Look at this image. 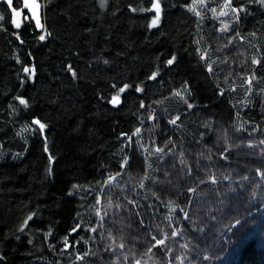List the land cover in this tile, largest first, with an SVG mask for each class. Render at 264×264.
I'll list each match as a JSON object with an SVG mask.
<instances>
[{"label": "trees", "instance_id": "1", "mask_svg": "<svg viewBox=\"0 0 264 264\" xmlns=\"http://www.w3.org/2000/svg\"><path fill=\"white\" fill-rule=\"evenodd\" d=\"M42 1L44 29H38L32 19H23L31 16L21 9L22 0L12 4L21 9L20 28L12 23L13 9L0 0V264H135L136 259L264 264V175L257 174L264 172V145L259 144L264 140V94L259 92L264 88V6L233 0L246 11L230 23V10L219 18L209 10L219 11L224 0L197 5L201 17L186 7L192 0H162L160 25L149 28L155 13L139 9L150 8L151 0H108L103 8L99 0ZM221 21L230 23L227 32L219 31ZM45 32L51 35L41 41ZM197 47L208 49L213 73ZM173 55L176 61L168 65ZM253 56L262 57L260 65L251 64ZM23 67L35 68L31 79ZM157 70V78L148 79ZM253 71L260 80L245 96L242 75ZM185 82L192 109L173 95ZM125 84L130 87L113 106L109 101ZM175 116L179 127L168 123ZM35 119L47 125L43 134L32 124ZM137 128L142 131L133 136ZM170 137L176 145L171 153V144L165 145ZM141 143L165 149L148 158V178ZM229 144L233 147L222 159ZM181 151L190 175L180 163ZM125 156L128 164L121 169ZM118 172L112 184L101 187ZM213 174L215 184L206 178ZM190 187L196 191L189 193ZM97 193L103 197L100 207L108 211L110 199L113 208L104 227L92 232L99 223ZM76 224L82 226L73 233ZM172 228L180 235L171 237ZM109 231L117 243L124 237V249H108ZM163 233L169 235L166 245L144 255L151 236ZM84 253L83 260L76 259Z\"/></svg>", "mask_w": 264, "mask_h": 264}, {"label": "snow or ice", "instance_id": "2", "mask_svg": "<svg viewBox=\"0 0 264 264\" xmlns=\"http://www.w3.org/2000/svg\"><path fill=\"white\" fill-rule=\"evenodd\" d=\"M7 2L9 4V6L11 7L12 4H13V0H7ZM247 2L248 3L255 2L257 4H260V5L264 6V0H247ZM107 3H108V0H99V4H100L101 8L105 7L107 5ZM206 4H207V0H192V3L190 5H186V7H188L189 10L192 11L197 17H201V11L198 10L197 5H199V8H205ZM24 8L29 10V12L31 13V17L24 16L23 19L24 20L33 19L35 21L36 28L44 29V25L41 23V19H40V16H39V9L41 8V5L38 2V0H24ZM130 10L132 12H136L137 11L136 8H131V6H130ZM139 10L143 11V12H149V13L154 12L155 13L153 15L152 19H151V22L148 25L149 28H155V27H158L160 25V22H161V19H162V15H163L162 0H151V7L150 8H141ZM209 10L214 14L215 18H219V17H223V16H229V10H230V12L232 14H234V15L231 16V20H230V23H231V22H238L239 19H240V13L245 12L246 8L244 7L243 3H241V5L239 7H234L233 6V0H224L223 5L219 6V11L216 8H212V9H209ZM13 16L15 18L12 20V23L15 25L16 28H20L21 27V21L18 18L21 16V13L16 11L15 9H13ZM198 23H199V21H198ZM230 23H225V22L221 21V28L219 29V31L227 32L229 30ZM47 35H51V33L45 32V34H41L39 36V39L41 41H44L46 39ZM251 35L255 36L256 33L253 32V33H251ZM236 37H238L241 40L245 39V37L241 36L239 32L236 33ZM196 43H197V45H199L200 44V40H197ZM228 43L229 44L233 43V40L230 39L228 41ZM223 47H227V45H224ZM196 52L199 54L200 60L205 63L207 71L210 74L213 73L214 72L213 64L215 62L211 60L208 49L207 48L197 47ZM261 59H262V57L253 56L251 58V64L252 65H260L261 64ZM175 61H176V56L173 55V57L167 61V64L168 65H173ZM225 62H227V57H225ZM23 71L26 74L31 73L28 76L29 79H31L32 76L35 74V68L34 67L31 68V69L29 67H23ZM68 71L72 73L74 78L76 77V73L72 69L71 65L68 66ZM158 75H159L158 70L154 71L152 73V75L150 77H148V79L154 80V79L157 78ZM230 75H231V73L229 74V76ZM228 80H229V77L225 76V83H228ZM258 80H260V78H258L256 76L254 71L251 72L250 74L242 75V83L239 85V87L244 88L245 86H247L246 92H245V96H247L249 93L253 92L254 82H256ZM261 82H264V81H261ZM115 87H116V85L114 84L113 88H115ZM129 87L130 86L128 84H125L123 87H120L117 90L116 94L114 96H112V98L109 101V103H111L113 106L118 105L121 102L120 101V94L124 93L126 91V89H128ZM257 87H258V85H257ZM235 89H236V85L233 83V85L231 87V90L235 91ZM136 91L137 92H142L143 89L140 88V87H137ZM224 92H225L224 88H220L219 89L220 95H223ZM259 92L261 94H264V88H259ZM173 95L177 96V97H180L182 100H184V102L187 104V108L188 109H192L194 107V105L192 103H189L188 99H187L188 97H190L192 95L187 82H185L181 86V89L175 90L173 92ZM16 99L19 100V103L21 105H24L25 107H28L27 100H25L22 97H17ZM157 103H160V102L158 101ZM141 107H144L143 102L141 103ZM148 118L149 119H153L154 117L149 116ZM179 120H180V116H175V117L171 118L168 121V123L170 125L179 127L180 126L178 124ZM32 124L38 126V131L41 134H43L45 128L47 127V125L44 124V123H41V121L39 119L33 120ZM241 127H242V125H241ZM141 131H142L141 128H137L135 130V132L133 133V136L139 135L141 133ZM237 131H239V129H237ZM253 131H255V129H253ZM121 135L124 136L126 134L122 133ZM127 139L130 142L132 137H128ZM225 142L227 143V136L226 135H225ZM168 144H171V147H169L167 149V151L169 153H171L176 148V145L174 143H172V141H171V137L167 141H165V145H168ZM259 144L264 145V140H260ZM231 147H233V145L229 144L228 147H225L224 151L220 153V156H221L222 159H227V156L225 155V153L229 152V148H231ZM249 147H252L251 142L249 143ZM140 149L147 153V155L145 156L144 159H145V178H148L147 172H148V169L151 168V164L149 163V159L148 158L153 156L154 154H157V153H161V154L164 153L165 149L162 148V147H156L154 149H148V148H145L144 144H142V143L140 144ZM44 151L45 152L49 151L48 146H47V139L46 138H45ZM183 156H184V153H183V151H181L180 152V163L182 165H185L187 173L190 175L191 172H192V169H191L190 166H187V163L183 159ZM48 159H49V162L51 163L54 160V157L51 154H49ZM127 164H128V157L125 156L123 161H122V163H121V165H120L121 169L125 168V166ZM51 171H52L51 168H49L48 169L49 174H51ZM257 174L258 175H264V172H261L258 169L257 170ZM119 176H120L119 172L116 173L115 175H109L102 182L101 187L103 188L104 186L112 184L116 180V178L119 177ZM206 178H207L208 181H210L213 184L217 183V178H216V176L214 174L210 175V176H207ZM224 179H228V177L225 176ZM200 183L203 184V183H205V181L201 180ZM77 187L78 186L73 185V188H77ZM140 187H144L143 181H141ZM195 191H196V189L193 188V187L188 188V192L189 193H194ZM69 194L71 195L72 193L70 192ZM102 201H103V197L101 196L100 193H97L96 194V203H95V206H94V214L97 217L99 223H98V225L96 227H91L89 229V231L95 232V231H97V227H100V228L104 227V219L108 215V211H110L113 208L112 201L109 199L107 205L105 206L108 209V211H105L102 207H100L102 205ZM128 203L129 204H133V206H136L134 201H128ZM171 205H172V202L169 201L170 211H171ZM114 207L116 209H119L121 207V205L119 203H116L114 205ZM181 211H184V210L182 209ZM33 215L34 214H30V215L27 216V218H25L23 220V222L20 225L19 231H21V232L24 231V229L28 225L29 221L33 218ZM184 217H185V219L188 218V213L186 211H184ZM166 219H168V217H166ZM140 223L143 224L144 223L143 220H141ZM81 226H82L81 224H76V226L71 229V232H73V233L76 232L77 229L81 228ZM122 230L123 229H121V231ZM51 234H52L51 229H49L44 234L45 238L47 239V237L50 236ZM170 235H171V237H177V236L180 235V231L178 229H176V228H172L171 232H170ZM63 239H64V245H65V249H66V248L69 247L68 238L64 237ZM81 239H83V238H81ZM108 239H110L112 241V244L108 245V249L110 251L113 250V246H115V248H119V249H124L125 246H126L124 237L121 236L119 238V243H117V238L115 236H113L111 231L108 232ZM168 239H169L168 233H163L161 238H158L157 235H152L151 236V240L153 241V243H151V245L147 248V251H146V253L144 255H147L148 253H151L153 248H156L158 246L166 245V242H167ZM85 243H87V241H85ZM182 247L186 248V247H188V245L184 244V245H182ZM171 251H172L171 248H167L166 249V252H171ZM87 255H88V253H84V255H79L78 254L76 256V259L77 260H83L84 257L87 256ZM124 259L125 260L128 259L127 255H125ZM113 264H118V260H114ZM135 264H148V261L147 260H143V259H136L135 260Z\"/></svg>", "mask_w": 264, "mask_h": 264}, {"label": "water", "instance_id": "3", "mask_svg": "<svg viewBox=\"0 0 264 264\" xmlns=\"http://www.w3.org/2000/svg\"><path fill=\"white\" fill-rule=\"evenodd\" d=\"M4 1L7 2V0H4ZM38 2H39L40 5H41V8L39 9V16H40V19H41V23L43 24V16H42L43 1H42V0H38ZM7 3H8V2H7ZM11 8H12V9H15V8H13V6H11ZM21 9H26V8H24V0H22V6H21ZM21 9H19V10L15 9V10H16V11H20ZM26 10L28 11L29 15L31 16V13L29 12V10H28V9H26ZM32 20H33V19H32ZM33 22L35 23L34 20H33Z\"/></svg>", "mask_w": 264, "mask_h": 264}, {"label": "flooded vegetation", "instance_id": "4", "mask_svg": "<svg viewBox=\"0 0 264 264\" xmlns=\"http://www.w3.org/2000/svg\"><path fill=\"white\" fill-rule=\"evenodd\" d=\"M19 12V11H18Z\"/></svg>", "mask_w": 264, "mask_h": 264}]
</instances>
